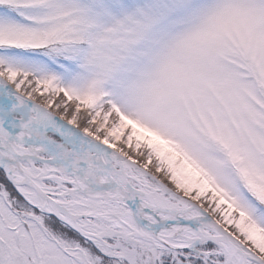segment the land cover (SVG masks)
<instances>
[{
	"label": "snow or ice",
	"instance_id": "snow-or-ice-1",
	"mask_svg": "<svg viewBox=\"0 0 264 264\" xmlns=\"http://www.w3.org/2000/svg\"><path fill=\"white\" fill-rule=\"evenodd\" d=\"M0 264H264V0H0Z\"/></svg>",
	"mask_w": 264,
	"mask_h": 264
}]
</instances>
